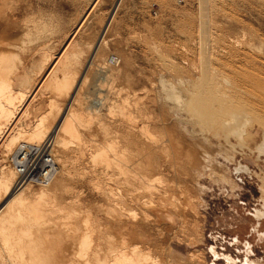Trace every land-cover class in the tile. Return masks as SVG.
I'll return each instance as SVG.
<instances>
[{
    "label": "rangeland",
    "instance_id": "rangeland-1",
    "mask_svg": "<svg viewBox=\"0 0 264 264\" xmlns=\"http://www.w3.org/2000/svg\"><path fill=\"white\" fill-rule=\"evenodd\" d=\"M30 30L32 42L26 36ZM100 38L102 47L92 50ZM1 42L21 43V49L2 53L23 58L17 72L24 69L32 79L36 97L24 125H33L39 112L56 104L61 113L54 106L53 127L77 95L73 109L80 138L60 133L62 147L57 143L53 150L69 174L53 186L55 176L47 186L50 196L35 199L32 212L12 218L0 233V264H117L119 249L132 252L136 243L148 254L147 264H212L211 245L242 258L241 241L233 246L228 239L247 238L248 232L255 238H250L252 257H264V243L251 231V214L264 196L259 176L264 158L256 151L264 129L255 122L243 154L225 162L218 153L227 149L222 115H201L200 108L211 107L194 95L202 89L201 68L215 77L214 67L241 84L253 76L249 86L243 85L263 90L257 78H264V53L258 48H264V0H0ZM74 51L77 59H67ZM111 55L118 57L117 64L110 63ZM64 75L75 77L70 90L57 89ZM202 91L209 93L207 87ZM99 93L107 103L94 106L90 99ZM214 105L220 109L218 102ZM194 140L212 142L218 150L211 175H201L184 155ZM2 158L0 150V168L8 163ZM239 163L250 171L236 170ZM224 173L234 187L219 177ZM41 187L28 185V195L34 198ZM151 197L155 203L148 207ZM159 197L165 202L160 204ZM118 213L137 219L128 218L131 246L120 242Z\"/></svg>",
    "mask_w": 264,
    "mask_h": 264
},
{
    "label": "bare ground",
    "instance_id": "bare-ground-1",
    "mask_svg": "<svg viewBox=\"0 0 264 264\" xmlns=\"http://www.w3.org/2000/svg\"><path fill=\"white\" fill-rule=\"evenodd\" d=\"M26 36L28 38L27 41H31L32 42V39L35 36V32H32L30 30V31L26 32ZM25 41L26 40H24V42ZM233 43L236 44L235 42H233ZM239 43H238V45H239ZM102 44H103V39L100 38L99 42L96 41L93 45H91V48H92V50H95V49L98 48V51H99V49L102 47ZM10 48H13V49H17V48L19 49L20 48L21 49L22 45H21V43H18V42H16V43L15 42H9V43L8 42H5V43L1 42L0 43V53H1L0 54V150H1V153H2V157H3L2 159H3L4 162L5 161L7 162L9 160V158L11 157L14 149L20 143V141H25V142H29V143H41L44 140L45 141L49 140L50 141V146L52 148V154H53L54 160H55L56 165H57V170H56L55 176H57L59 174V177L56 179V181H55V183L53 185V186H56L62 180L61 178L65 177L66 175L69 174V171L65 167L66 165L65 166L63 165V163H62V165L58 164V161H57L58 160L57 159L58 158V156H57L58 154H56L54 152L53 147H55V145L57 143L60 145L59 147H62L63 139H61L62 137L60 136L61 137L60 138L59 135H60V133H63L64 131H66V133L70 134L71 136L79 137L77 135L79 133V130H77V124H76V122H78L77 120H79V119H78L77 113L73 109V104H75L74 102L78 101L77 95L73 98V101L70 104V108L68 109V111L65 114H63V112H62V114H61L62 116L60 117L58 122H52V123H56L53 127H51V120L54 119V118L56 120V117L54 115L55 114L54 106L58 107L55 103H53L54 101H56L55 98L54 99L51 98V102H49L50 104H55V105H51L46 111H44L42 113H40L38 111L39 114L36 115L37 117L35 116L36 120H35V123L33 125H28V126L24 125L23 119L26 117V115H28V113L30 111H32L36 95H34V96L32 95L33 92H34L33 91L34 87H33L32 82H31L32 79H30V74L28 72H27V74H23L24 73V69H23V71L21 73H19L20 72L19 67H24L23 58H20V56L17 57L18 55L16 57H15V55L13 57H11L10 55H7V57H5L6 52H5V55H3V53H4L3 51L7 50V49H10ZM258 48H259V50L262 53H264L263 44L258 46ZM1 55H3V56H1ZM232 55L233 54L231 52L230 59L233 61V59H232L233 56ZM8 56H10L11 58L10 57L8 58ZM209 56H211V55H209ZM70 57L72 59H77V57H78L77 51H74L73 54H71V56H67L66 58L68 59ZM228 57H229V54H228ZM228 57H227V59H228ZM218 58H219V56H218ZM67 62H65V64H66L65 66L69 65ZM218 62H221V61H219V59H218ZM42 66L43 65H41V67ZM240 67H242V66H240ZM18 70H19V72H17ZM100 70H99V72L103 73L104 70L102 69V67H101ZM214 70H215V73H216L215 75L216 76L215 77H211L212 75H210V72H209L210 70L208 71L207 69L201 68V77H202L201 78V83H202L201 88L205 89V87H207L208 90H209L208 91L209 93L207 95H205L207 92L204 94L203 93L204 91H202V89L199 88L198 89L199 91L197 92V94H194L195 98L197 99V101L205 102L203 104H207L208 106L210 105L211 102H212V105H214L215 102H218L219 105H221L220 107L222 109H224L225 111L228 108V109H232L234 112H237L238 114L243 113L244 111L243 110H239L238 111L237 109H235V106L236 105H238V106L241 105V106H244L245 109L248 110V112H250V114L253 117L254 116H259V117L264 119V87H262L263 90L260 91V90H257V89H252V88L244 86V85H248V83L250 82L248 78H251V77L253 78V76H250V75L248 76L247 75L248 78H246V82H242V84H241V82L238 83L237 81L236 82L233 81L232 80L233 76H231L232 78L230 79V77H229L230 74H226V72L221 70L220 67H214ZM252 70H254V69H252ZM106 71H108V70H106ZM254 71H256V69ZM236 72L238 73L239 70H237ZM241 72H244V71H241ZM106 73L109 74V72H106ZM229 73H231V71ZM259 73H261V72H259ZM213 74H214V72H213ZM234 74H235V72H234ZM100 76H101V74H100ZM105 77H100V78L101 79L102 78L105 79ZM257 79H258L257 81H259V82L261 81L262 85L264 86V78L261 77L262 80H260V78H257ZM73 80H75V77H73V76H71V77L69 76L68 77V76L64 75L63 79H61L60 82L58 83V85H57L58 88L57 89L58 90H64L65 88H67L68 90H70L72 88L73 83H74ZM244 80H245V78H244ZM20 81L23 82L22 83L23 85L19 84V83H21ZM247 81H249V82L247 83ZM105 82H107V81H105ZM14 87H17V88L14 89ZM196 87H197V85H196ZM101 89H103V88H101ZM101 94L102 93H99V96H95L93 98L90 97L91 98L90 101H92V104L94 106H97V105L103 106L104 103H107V101L106 102L104 101V98H105L104 95L102 96ZM105 96H106V94H105ZM221 98H224V99H221ZM79 102H81V101H79ZM34 113H36V112H34ZM56 113L57 114L61 113L59 107L57 108ZM30 114H32V113L30 112ZM246 118L250 119V117L248 115H246ZM227 123H230V122H222V125H226ZM142 133H143V131H142ZM144 133H145V131H144ZM151 135H152V138H153V134H151ZM53 138H54V140H53ZM56 138L57 139L59 138V139L56 140ZM150 138H151V136H150ZM157 139H159V138H157ZM152 141H154V140H152ZM112 145H114V144H112ZM182 146H181V148H182ZM110 147L112 148L113 146H110ZM216 150L217 149L215 148V146H213L212 143H207V142H204L202 140H199V141H195L194 140V143L192 144V147L186 148V153L184 155H186V157H188L189 162L191 163V166L193 165L192 167L195 170H197L200 173H206V171L208 169H211V166L213 164V159L215 158L214 153H215ZM153 151H154V149H153ZM179 151H180V149H179ZM56 152H57V150H56ZM102 152H105L104 148H103ZM102 154L105 155L104 159H105V161L108 162L109 160L106 157L107 151H106V154L105 153H102ZM115 155H116V153H115ZM120 159H118V160H120ZM123 161H124V159H123ZM109 162H108V164H109ZM4 164L2 163V166L0 168V191H2V193H3L2 196L0 195L1 196L0 197V233H2V234H4L6 232V226L10 225V221H12V218H16L17 216L19 218H22V217H24V213L32 212L34 210L32 208H33V206L37 205V202H38V201H35V199L46 200L50 196L51 191H49L47 186H49L51 184V182L55 178V176H54L53 179L51 180V182L47 186H42L41 189H39V191L37 193L35 192V195H34V198H33V197L29 196L28 195L29 193L27 192V187H28L29 184L21 185L20 187H17V185L14 182V179L16 178L15 170L8 163H4ZM118 165H120V164H118ZM7 166H9L11 169H9V168L7 169ZM118 168H119V166H118ZM156 170H157V168H156ZM119 171H121V170H119ZM151 188H153V187L151 186ZM167 189H169V188H167ZM185 190H186V188H185ZM200 190H201V188H200ZM119 193H120V191L118 192V194ZM116 195H117V193H115V196ZM121 195L123 196V194H121ZM126 196H125V198H126ZM128 197H129V195L127 196V199H128ZM122 198L123 199H120V200H123L125 202L124 196ZM151 198H153V197H151ZM159 198H157V199H159L158 201L160 202V204H162V202L165 199L163 200L161 197H159ZM178 199H180V198H178ZM131 200L133 201V199H131ZM123 201L121 203H120V201H118L119 205L120 204L122 205ZM147 202H148V204H150V206H148V207H151L152 205L154 206L155 200L153 198V199H149V201H147ZM172 203L173 202H171L170 204H172ZM174 203H176V202H174ZM182 203L183 202L178 204L179 207L181 206ZM126 204H127V202H126ZM126 204H124V205H126ZM165 205L166 204H164V206ZM175 205H177V203ZM178 205L175 206V207H178ZM183 205H184V203H183ZM180 208H182V207H180ZM184 210L185 209H184V206H183V211ZM131 212L135 213V211H131ZM149 215H151V214H149ZM132 216H134V214L133 213H129L128 215H126V218H124L125 216H123V214H119L118 213V215H116V218H115V225L120 226L118 229L119 230L121 229V235L120 236L122 237V241H120V242H124L125 245L126 244L130 245L128 241L130 239H132V231L129 228L128 218L130 217L129 219L132 220V222L137 220L135 217L133 218ZM169 216H170V214L167 217H169ZM183 221H184V219H183ZM118 232H120V231H118ZM160 233H162V232H160ZM197 235H198V233H197ZM124 244H123V246H125ZM122 249H123V247H121L119 249L121 251H120L119 256H118L117 264H147V262H145V260L149 258L147 256L148 254H146L145 251L140 250L139 247L137 246V243L133 244V249L131 248L132 252L128 253L127 250L125 249V247H124V249L126 250V252L123 251L124 249L123 250ZM128 251H130V250H128ZM146 252H147V250H146ZM149 256L151 257L150 253H149ZM156 261H154V262H156ZM150 262H151V260L149 261V263ZM152 262H153V260H152Z\"/></svg>",
    "mask_w": 264,
    "mask_h": 264
},
{
    "label": "flooded vegetation",
    "instance_id": "flooded-vegetation-1",
    "mask_svg": "<svg viewBox=\"0 0 264 264\" xmlns=\"http://www.w3.org/2000/svg\"><path fill=\"white\" fill-rule=\"evenodd\" d=\"M199 103H205V102H199ZM212 104V102L210 103ZM211 108H208L207 106L200 108L199 113L204 116L207 112H210L211 114H219L222 115L220 118V126L224 130V132H227L228 135L225 138L226 142V148H221V150H217L218 153L223 154L224 161L225 162H233L237 158V154H243L244 149L248 147V136L250 134L249 128L255 127L254 123L258 122L259 126L264 129V119L259 116H252L248 110L245 109L244 106L241 105H234L235 109L243 110V113L238 114L237 112H234L232 109H228L225 111L220 107V109H217L215 105H209ZM221 106V105H220ZM231 108V107H230ZM246 115H250L253 117V119L246 118ZM222 122H230L226 125H222ZM238 124V125H237ZM204 127V125L202 126ZM232 137L236 139V142H233ZM212 143V142H207ZM214 146V145H213ZM256 151L258 152V158L263 155L264 156V140L256 146ZM262 156V158H264ZM215 161V158L213 159ZM223 165V163L221 164ZM226 169V168H224ZM236 170L241 171H250L249 166L244 165L242 163H239L238 166L235 168ZM226 173H229L227 170ZM213 173V166H211V169H208L206 173H201V175L209 174L211 175ZM219 175V174H218ZM262 179V186L261 191L262 194H264V175H259ZM219 177L223 181H230L231 187L235 186V183L232 181V178L227 176L225 173L219 175ZM218 180V179H216ZM262 206L260 208H257L254 212H252V220H253V226L252 230L256 233V236L258 237L259 241L264 243V196L262 195ZM235 236L239 238H235ZM250 238H254V234H251V232H248L247 238H241L238 234H234L233 236H230L228 239V242L233 245H237L236 243H239L241 241V245H243L241 248H243V257L242 258H236L231 254L221 252L217 250L213 245L210 246V252L213 255L212 264H217L216 261L222 260L223 264H264V257H252V254L254 252L253 244L250 241ZM255 239V238H254ZM248 240V241H247ZM251 242V243H250ZM257 242V241H256ZM252 244V245H251ZM259 243L257 242L256 245ZM234 246V245H233ZM225 250V248H224Z\"/></svg>",
    "mask_w": 264,
    "mask_h": 264
},
{
    "label": "built area",
    "instance_id": "built-area-1",
    "mask_svg": "<svg viewBox=\"0 0 264 264\" xmlns=\"http://www.w3.org/2000/svg\"><path fill=\"white\" fill-rule=\"evenodd\" d=\"M182 1L179 0V2ZM109 58L113 65L119 61L116 55H111ZM8 164L15 170L17 187L26 184L47 186L57 170L49 140L41 143L20 141L9 158Z\"/></svg>",
    "mask_w": 264,
    "mask_h": 264
}]
</instances>
